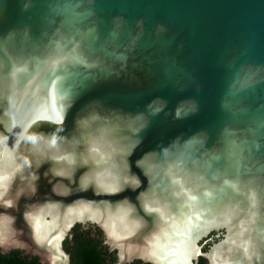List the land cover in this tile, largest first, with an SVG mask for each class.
I'll list each match as a JSON object with an SVG mask.
<instances>
[{
  "label": "water",
  "instance_id": "95a60500",
  "mask_svg": "<svg viewBox=\"0 0 264 264\" xmlns=\"http://www.w3.org/2000/svg\"><path fill=\"white\" fill-rule=\"evenodd\" d=\"M78 224L264 264V0H0V248L73 264Z\"/></svg>",
  "mask_w": 264,
  "mask_h": 264
},
{
  "label": "trees",
  "instance_id": "16d2710c",
  "mask_svg": "<svg viewBox=\"0 0 264 264\" xmlns=\"http://www.w3.org/2000/svg\"><path fill=\"white\" fill-rule=\"evenodd\" d=\"M100 230L93 227L84 228L78 224L73 229V238L66 241V249L71 254L73 264H116V252L110 251L100 237ZM96 234V235H94ZM215 240L217 234H214ZM209 247V246H208ZM207 250V247L205 248ZM0 264H44L40 257L25 254L22 250H11L7 253L0 248ZM198 264H209L206 258H200Z\"/></svg>",
  "mask_w": 264,
  "mask_h": 264
},
{
  "label": "flooded vegetation",
  "instance_id": "af4514ba",
  "mask_svg": "<svg viewBox=\"0 0 264 264\" xmlns=\"http://www.w3.org/2000/svg\"><path fill=\"white\" fill-rule=\"evenodd\" d=\"M85 228V227H84ZM89 228H91V227H89ZM93 229L95 230V231H101L100 232V237L102 238V239H104V243L106 244V236H105V233L99 228V227H93ZM94 235H96V234H94ZM211 239L213 240V237H211L210 238V241H211ZM211 243H208L207 245L209 246ZM107 245V244H106ZM108 246V245H107ZM108 249L110 250V248H109V246H108ZM111 251V250H110ZM113 252H116V255H117V262H118V253H117V251H113ZM29 255V254H28ZM117 262H116V264H117ZM129 264H148V263H145V262H143L142 260H136V261H134V262H132V263H129Z\"/></svg>",
  "mask_w": 264,
  "mask_h": 264
}]
</instances>
